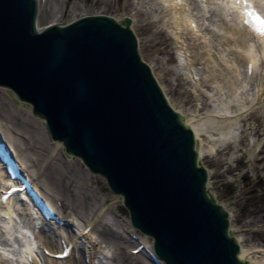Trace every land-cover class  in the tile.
Segmentation results:
<instances>
[{
    "label": "water",
    "instance_id": "water-1",
    "mask_svg": "<svg viewBox=\"0 0 264 264\" xmlns=\"http://www.w3.org/2000/svg\"><path fill=\"white\" fill-rule=\"evenodd\" d=\"M37 0H0V86L122 193L167 264H247L198 161L194 133L140 59L131 19L37 28Z\"/></svg>",
    "mask_w": 264,
    "mask_h": 264
},
{
    "label": "rangeland",
    "instance_id": "rangeland-1",
    "mask_svg": "<svg viewBox=\"0 0 264 264\" xmlns=\"http://www.w3.org/2000/svg\"><path fill=\"white\" fill-rule=\"evenodd\" d=\"M55 1V0H54ZM53 3V0H52ZM210 11L208 12L213 20L222 22L223 29L220 32L215 33L213 39L215 51L225 50L224 56H234V53L238 51V47L233 43L223 42L221 36L231 35L227 34L226 22H223L224 17H220L219 9L217 8V0H212L209 3ZM112 14L115 17L120 18L122 15L134 14V21H136L135 32L138 35V40L141 45L142 54L149 63L152 64L154 71L158 77L156 65L159 70L163 72L161 77V84L164 86L166 95L171 97H177L174 93L176 78L180 77V89L182 92H189L197 89L201 103L205 108L199 113L210 114V116L221 118L223 114L215 111H208L212 109L213 105L218 103V99L215 94L212 97H205V90L216 89L214 83L209 79L212 77L209 74V66L207 62H195L193 64L192 56L189 54L192 52L191 40L185 36V44L183 49H179V41L177 42L175 36L170 32V24L167 23L166 8L161 4L160 0H70V4L67 7L65 19H71L72 15L86 14V13H101ZM231 17L229 14L225 17L228 19ZM153 20V21H152ZM226 21V20H225ZM43 22H47L43 20ZM151 23V24H148ZM158 32L157 39L151 41L150 37L154 33ZM224 39V38H223ZM187 40L190 44L187 46ZM228 41V38L226 39ZM176 47L177 50H181L183 58L182 63L178 70H175L176 62ZM217 53V52H216ZM173 57V62H167L169 57ZM171 60V61H172ZM187 64L186 65H184ZM192 71L190 72L189 68ZM173 68L174 74H168L167 69ZM158 77V78H159ZM200 77V78H198ZM263 83V82H262ZM195 85V88H192ZM222 91L226 92L222 86ZM259 87H256V89ZM254 87L253 84L245 86L244 97L242 101L250 100L248 94H251ZM196 91V90H195ZM8 93V92H7ZM3 89H0V112L6 111V106L11 108V123L24 126L23 128L28 131L38 132L40 131V124H38L32 115L25 118V111L20 107H16L12 102V97L7 94ZM224 100L227 99L228 94H222ZM247 95V96H246ZM264 95V93H263ZM8 96V97H7ZM197 96V94H196ZM228 100V99H227ZM237 103L233 105L230 103L228 115L237 116L236 130L238 139L236 143L233 141L227 142V147L219 146V152L211 154H205L203 160L208 169L211 170V184L213 193L216 198L221 202H224L226 207L232 212V228L234 234L241 239L243 247L251 252L248 255L250 260L262 258L261 254L255 253L257 247L264 246V146H258L264 144V112L257 104L256 107L247 105L243 109L236 110ZM249 107V108H248ZM185 113L192 112L194 110L193 103L185 104ZM233 109H235L233 111ZM243 111L240 112V111ZM14 111V112H13ZM263 114H262V113ZM198 114V113H197ZM3 127H5L4 123ZM9 123V124H11ZM2 126V125H1ZM37 129V130H36ZM22 132V131H21ZM31 132V134H32ZM27 138H31L30 145L34 150H40L36 136L34 134L29 135L26 131ZM202 137L207 142V139H211L210 134H203ZM202 140V138H201ZM42 145V143L40 144ZM46 145V144H44ZM254 146V151L252 150ZM261 147V149H260ZM38 150L34 153L36 158L38 157ZM30 152L31 150L28 149ZM27 151V152H28ZM44 152L43 150H41ZM252 151L254 154H252ZM251 152V154H250ZM46 153V152H45ZM234 154V155H233ZM57 156V157H56ZM50 157V162L55 158H60L61 167L65 172L63 179V185L66 188L73 189L75 192L79 191L81 194L75 196L76 202L72 200L68 201L63 196L58 195L55 191H46V195L50 196L59 207L64 210L68 217L74 222V218L78 217L82 220H95L94 229L96 230L93 240H95V246L90 250H93L91 255H94L93 260L95 264H141L140 260L136 257L133 258L129 251L127 241L128 236L122 231L120 224L123 222L120 218H116L114 208L125 214H128L122 207V198L117 194H113L111 189L106 183V180L102 176L92 175L86 168V165L77 157H72L73 162H65L60 156L56 155ZM233 156V157H232ZM49 158V157H48ZM235 158V160L233 159ZM38 159V158H37ZM44 168L40 167L38 170L39 175L42 174ZM35 171V169H34ZM45 174V172L43 171ZM38 175V176H39ZM44 178V175L41 176ZM41 183V182H40ZM45 191V190H44ZM86 196V197H85ZM93 229V230H94ZM107 231L104 235L102 232ZM124 236V237H121ZM126 237V238H125ZM150 239V238H149ZM77 263L73 261L72 264H85L81 252H77Z\"/></svg>",
    "mask_w": 264,
    "mask_h": 264
},
{
    "label": "bare ground",
    "instance_id": "bare-ground-1",
    "mask_svg": "<svg viewBox=\"0 0 264 264\" xmlns=\"http://www.w3.org/2000/svg\"><path fill=\"white\" fill-rule=\"evenodd\" d=\"M66 2L67 0H53V3L52 0H46L45 4H43L42 2L41 5L43 7L38 17V26H43L44 24L53 22V20H55L58 15H63L62 13L65 10ZM211 2L212 0H208V3L206 5L204 0H184L183 6H178L175 4L166 5L165 3L161 2V4H163V6L166 8V13L168 14L167 23L170 24V32H172V35L175 36L176 41H179V49L184 48V45H180L184 44V34L188 35L187 38L191 40V44L193 46V50L191 52L193 64L196 61L202 63H204V61L207 62L208 66L210 67L208 72L212 76L209 80L214 83V86H216V89L205 90L204 94L206 95L204 96L208 99L209 97H212L213 94H215L216 98L219 101L216 105H213L212 109L209 108L208 111H215L218 113L220 112L221 114H223L221 118H216V115L215 117H213L210 116V114H204V116L200 114L199 112L202 111L205 106L203 103L199 102V92L197 91V89H195L196 91L192 90L189 92H182V89H180L179 85L181 81L179 76L176 78V80H178L176 83V88L173 89L177 97H174L173 99L169 97L171 105H173L175 109H177L184 115L185 122L190 127H192L193 132L195 133V137L198 138L199 142L197 151L199 154L198 156H200L201 159L206 156V153H209L211 155H213V153L217 154L220 150L219 146L227 147V142L229 141H233L234 143H236L238 137L235 130L236 124H238V118H236L237 116H231L227 114L229 111L230 103L231 105H233L234 102L237 103L236 110L243 109V107H247V105L256 107L257 104H259L262 112H264V52L261 45L264 37L255 35V33L251 31V29L243 24V15L240 14L237 10L240 8H234L229 4L224 3V0H219V2H217V8L219 9L218 12H220V17H224L223 22H226L227 34L231 35L230 37H228L227 35H223L221 36V40L225 43L232 42L233 45L238 47V51L234 53V56L228 57V59H226L224 56L225 50L215 51L213 49V39L215 38L216 33L215 31L220 32V30L223 29V27H221L223 23L218 20H213L210 16L208 17V6ZM252 2L255 4V7L260 10L261 13H264V3H261L260 0H252ZM228 14L231 17H228V19H226L225 17ZM125 16L126 15H122L121 17ZM62 17L60 19H62ZM72 17L75 18L76 15H72ZM130 17L133 18L135 16L133 13H131ZM43 20H46L47 22H43ZM132 21V26L136 28L137 24L136 21H134V18ZM191 23H195V29L191 27ZM158 35V32L154 33V35L150 37L151 41L157 39ZM227 38L228 41L226 40ZM189 40H187V48L190 44ZM176 56L175 70H178L180 69L182 63L181 57L183 58L184 55L181 50H177V47ZM172 59V56L169 57V59H167V62H173ZM248 62L252 63L251 75H249L248 71L246 70ZM184 65L187 66V64L185 63ZM156 68L159 77L163 74V72L159 70V67L157 65ZM166 71L170 75L175 73L173 68L167 69ZM189 71H192L191 67L189 68ZM159 79L161 80V77H159ZM250 83L253 84L254 87L252 93L248 94V97H251V99L247 100V102H241L242 98L244 97L243 89H245V86ZM192 86V88H195V85ZM222 86L228 90L226 92H223ZM256 87L259 88L256 89ZM0 89H3L7 93V90L5 88L1 87ZM224 93L228 94V100L223 99L224 96L222 94ZM184 103H193L194 110H192V112L185 113L186 108H184ZM15 106L17 108L21 107L25 111V118L29 117V115H32L30 105H28L27 107H22L15 104ZM0 108H2L1 105ZM5 108L6 111H3L4 113L0 112V133L1 135H4L8 141L11 142L16 155H19L20 157L22 156V162L24 160V163L28 161H32L33 163L36 160V154L34 153L38 150H34L31 148V146H29L31 138H27L28 135H26V131L29 133V135L34 134V136H36V139L38 140V143H42V145L39 144L38 146L40 150H38L39 153L37 161L39 163V168H44L43 171L45 172V174L42 171V174L38 176L36 174V170H38L39 168H36L34 172L32 170L29 172L26 169V173L29 174V176L31 175V177H33L35 175V185L37 187H40L42 192L44 190L51 191L52 189L58 195L63 196L66 200L68 199V201L72 202L73 200L76 202L75 196L80 193L79 191L75 192L70 188L65 189V186L63 185L65 172L60 165V158H55V160L50 162L51 159L49 156L52 154L54 156L58 155L62 159V146L59 142H50L43 120L40 118L38 119L37 117L32 115V118L41 125V129L40 131L36 129L38 132H32L31 130L28 131L27 129L23 128L24 126L21 123L20 125H18L17 123L16 125H14L13 123H11V118L9 117V115L11 116L12 114L10 111L11 108L8 106H6ZM234 110L235 109H233V111ZM243 111L241 110L240 112L243 113ZM2 122H5L4 125L6 128L3 127ZM203 134H210L211 139H207V142H205V139L202 137ZM200 138H202V140H200ZM257 145L261 146L260 142H257ZM28 149H30L31 151L29 152ZM41 150H43L44 152H42ZM252 150H255L254 146ZM253 151L252 154H254ZM233 159L235 160V158ZM29 166L31 167L33 165L30 164ZM210 173L211 170H209V174ZM42 175H44V178L41 177ZM7 182H9L8 178L5 176V171L0 164V190L5 187L4 185L7 184ZM23 194L27 196L26 193ZM16 201L17 200H15V198L12 199V197H9L8 200L4 203L0 201V215H2V213L7 215V218L5 219L0 216V264H27V256L29 254L33 256L35 255L36 260L33 259V262L36 261L38 262V264H40V262H42V264H63L61 263L62 261L53 260L46 255H43V259L40 257V255L38 256L36 251L38 249V236L40 237L39 239L41 241L44 240L43 242L45 243H43V245L46 247V249L52 251L54 250L52 248H56L60 245V239H58L57 234H55L52 230H49L48 227L44 225H42L43 227L38 230L39 232L38 234H36V225L40 222L41 218L37 215V212H35V207H33L32 203H26L23 204L22 208L20 204H17ZM123 217V222L120 224V227L123 229V232L129 233V231H132L133 228L129 222L130 218L126 215H124ZM73 220L76 221L75 227H77V230L80 231V229H82V225H80L82 223L80 218H74ZM23 230L27 232L26 235L25 233H23ZM17 233L21 234L24 240L23 244H21L18 238H16ZM102 233L105 235L107 231H103ZM91 234L93 233L91 232ZM124 236L121 235V237ZM139 237L144 241V243L148 244L149 246L152 245L151 240L148 239L146 235L139 234ZM9 241H12V243H9ZM125 241H127V243L130 242V244L128 245L129 247L133 246L132 248H135L139 246L138 241L135 239L133 240L132 238H127V240L125 239ZM241 249V257L248 258V255H250L251 252L245 249L243 247V244ZM131 256L133 258H142L146 261L147 264H152L149 262L150 260L147 259V254H145L144 251H141L135 257L134 255ZM261 257L262 258L251 260L250 264H264V253ZM73 261L76 263L78 262L77 256L73 255L66 259V262L68 263H72ZM30 262L31 261L29 260V263Z\"/></svg>",
    "mask_w": 264,
    "mask_h": 264
},
{
    "label": "snow or ice",
    "instance_id": "snow-or-ice-1",
    "mask_svg": "<svg viewBox=\"0 0 264 264\" xmlns=\"http://www.w3.org/2000/svg\"><path fill=\"white\" fill-rule=\"evenodd\" d=\"M161 2L166 5L175 4L183 6L184 4V0H161ZM260 2L264 3V0H260ZM224 3L229 4L234 8H242L244 24L256 35L264 37V13L257 10L252 0H224ZM191 27L195 29V23H191ZM248 72L249 75H251V64L248 65Z\"/></svg>",
    "mask_w": 264,
    "mask_h": 264
}]
</instances>
